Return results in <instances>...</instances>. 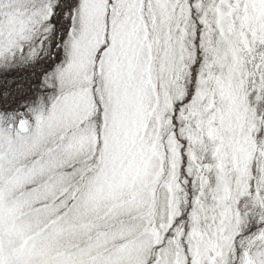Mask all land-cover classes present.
Returning a JSON list of instances; mask_svg holds the SVG:
<instances>
[{"label":"snow or ice","instance_id":"obj_1","mask_svg":"<svg viewBox=\"0 0 264 264\" xmlns=\"http://www.w3.org/2000/svg\"><path fill=\"white\" fill-rule=\"evenodd\" d=\"M0 264H264V0H0Z\"/></svg>","mask_w":264,"mask_h":264}]
</instances>
